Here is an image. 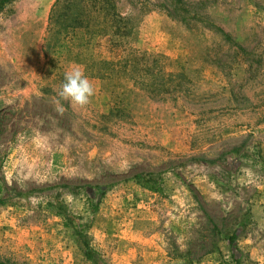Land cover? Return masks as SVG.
<instances>
[{
	"label": "rangeland",
	"instance_id": "rangeland-1",
	"mask_svg": "<svg viewBox=\"0 0 264 264\" xmlns=\"http://www.w3.org/2000/svg\"><path fill=\"white\" fill-rule=\"evenodd\" d=\"M54 1L14 0L0 13V259L217 264L238 229L239 249L264 264V0H181L202 18L189 24L167 16L175 0H117L136 16L130 46L174 75L157 95L120 71L101 78L75 50L49 66ZM74 66L95 87L83 107L58 97ZM138 172L159 178L162 193L136 185ZM95 185L106 192L92 213Z\"/></svg>",
	"mask_w": 264,
	"mask_h": 264
},
{
	"label": "trees",
	"instance_id": "trees-1",
	"mask_svg": "<svg viewBox=\"0 0 264 264\" xmlns=\"http://www.w3.org/2000/svg\"><path fill=\"white\" fill-rule=\"evenodd\" d=\"M14 0H0V13L5 6ZM181 0H175L172 9L166 10L167 16L184 24L201 21L198 14H187V9L181 5ZM143 10L140 8L139 13ZM136 16L132 10H121L117 0H55L51 6L46 36L44 37L43 52L47 64L54 67L58 64L65 51L75 50V60H80L85 54L83 62L90 69L98 64V75L110 77L118 71L127 74L135 84L151 95L167 93L168 84L172 82L173 73H163V67L157 56L146 51L135 50L130 46L128 39L136 30ZM211 28L212 23H208ZM225 38L228 37L223 29H217ZM101 49L100 58L87 53L88 49ZM87 53V54H86ZM82 56V57H81ZM95 67V66H94ZM139 187L156 193H162L161 180L151 173L138 172L132 176ZM2 181L0 179V190ZM106 187L95 185L86 189V200L92 213H96ZM85 224L75 226L74 234L80 244L86 259L93 261L95 252L89 246L84 230ZM238 229L232 231L226 238L227 253H216L217 264H254L248 255L239 249L236 240ZM0 264H6L0 259Z\"/></svg>",
	"mask_w": 264,
	"mask_h": 264
},
{
	"label": "clouds",
	"instance_id": "clouds-1",
	"mask_svg": "<svg viewBox=\"0 0 264 264\" xmlns=\"http://www.w3.org/2000/svg\"><path fill=\"white\" fill-rule=\"evenodd\" d=\"M95 94V87L80 66L71 67L64 74V82L58 92L60 99L69 100L78 106H85ZM57 103V110L63 111V106Z\"/></svg>",
	"mask_w": 264,
	"mask_h": 264
}]
</instances>
